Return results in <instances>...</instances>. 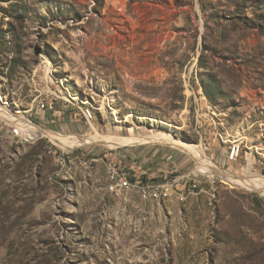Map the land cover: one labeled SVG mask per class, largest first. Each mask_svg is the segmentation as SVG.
Segmentation results:
<instances>
[{"label": "rangeland", "instance_id": "obj_1", "mask_svg": "<svg viewBox=\"0 0 264 264\" xmlns=\"http://www.w3.org/2000/svg\"><path fill=\"white\" fill-rule=\"evenodd\" d=\"M0 103L63 136L167 133L264 180V0H0ZM40 134L0 118V264H264V190L168 144L66 149ZM129 148L172 152L184 164L164 179L198 188L109 193L104 155Z\"/></svg>", "mask_w": 264, "mask_h": 264}, {"label": "bare ground", "instance_id": "obj_2", "mask_svg": "<svg viewBox=\"0 0 264 264\" xmlns=\"http://www.w3.org/2000/svg\"><path fill=\"white\" fill-rule=\"evenodd\" d=\"M80 110L81 111H91V117H94V112L90 108L82 107ZM0 118L11 123V125L14 124L21 131V133H24L26 136L34 137L37 133L38 134L41 133L40 135L48 136L49 138L58 142L62 147L66 149H71L72 147L77 146V145L79 146L80 144L83 145V144H89V143H98V144H101V145H104L110 148L124 146V145L137 144V143H154V142L163 143L166 145L167 144L172 145L173 147H176L192 155H195L199 160L198 164L199 163L202 164V166L199 165L200 168H198V171L200 172H203V173L208 172L211 175L220 174L223 176L224 180L228 184H230V186L232 187H242L247 190H258V191L264 190V180H261L260 178H254L253 175H250V174L248 175V173H247V178L244 177L245 178L244 179L232 173L220 171L211 162L204 161L205 159H203L204 157H201V150L199 146L187 145L185 143L177 141L173 139L171 136H169L167 133L160 134V133H154L153 131H151V133L141 138L136 137L134 135H129L128 137L127 136L126 137L104 136V135L97 134L95 131L92 134H86L83 136H63L57 133L48 132V130L43 131L33 126L32 124H30L28 121L24 119L16 118L12 115H9L3 112V110L1 111V109H0ZM237 138L238 137H234V140ZM107 165H108L107 167H111V163ZM203 165L205 167H203ZM248 165L249 166L246 169L249 172L250 167L252 166L251 160L248 162ZM106 169L108 172V168ZM118 189L121 192H126V191L131 190L132 188H129L128 185H118ZM169 191L173 192L172 190H166V196L168 195ZM138 192L140 193L143 199H148L147 191L138 190ZM180 199H183V198H180Z\"/></svg>", "mask_w": 264, "mask_h": 264}, {"label": "built area", "instance_id": "obj_3", "mask_svg": "<svg viewBox=\"0 0 264 264\" xmlns=\"http://www.w3.org/2000/svg\"><path fill=\"white\" fill-rule=\"evenodd\" d=\"M40 109L45 108V101L42 100ZM81 117L85 122H91L94 117H91V111H81ZM241 146H233L230 144L225 152L224 158L227 163L235 162L240 154ZM108 168L107 191L118 190V185H128L134 190H145L148 194V199L157 201H166L174 199L177 201L182 198L184 192L196 190L198 188L195 180L190 181L189 184H183L182 180L174 179L172 181L164 179L159 182L154 179L135 178L129 171L119 168L118 164L111 159V167ZM166 190H173V197H166Z\"/></svg>", "mask_w": 264, "mask_h": 264}, {"label": "crops", "instance_id": "obj_4", "mask_svg": "<svg viewBox=\"0 0 264 264\" xmlns=\"http://www.w3.org/2000/svg\"><path fill=\"white\" fill-rule=\"evenodd\" d=\"M40 119L46 116H39ZM109 160L112 159L119 168L129 171L135 178L154 179L160 182V179L166 178L177 169L183 167L181 161L172 152L157 149L155 151L146 149H127L115 154L104 155ZM162 181V180H161Z\"/></svg>", "mask_w": 264, "mask_h": 264}]
</instances>
